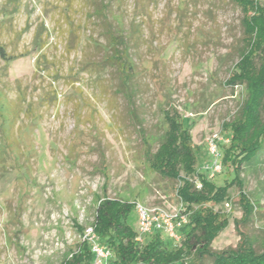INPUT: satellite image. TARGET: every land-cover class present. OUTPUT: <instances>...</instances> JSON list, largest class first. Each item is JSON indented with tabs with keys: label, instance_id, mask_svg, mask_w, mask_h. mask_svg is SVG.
Listing matches in <instances>:
<instances>
[{
	"label": "rangeland",
	"instance_id": "374dc122",
	"mask_svg": "<svg viewBox=\"0 0 264 264\" xmlns=\"http://www.w3.org/2000/svg\"><path fill=\"white\" fill-rule=\"evenodd\" d=\"M92 2L0 0V41L13 57L0 60V264H60L105 193L179 209L178 185L148 168L143 135L163 134V109L176 107L206 172L208 139L229 138L247 99L244 85L227 82L241 34V12L230 2L106 0L122 16L139 69L133 116L128 100L110 91L113 69L101 65L105 38ZM222 165L217 185L235 177ZM243 167V189L235 184L214 206L229 219L216 249L236 247L243 234L264 248V150ZM243 191L254 206L246 223Z\"/></svg>",
	"mask_w": 264,
	"mask_h": 264
},
{
	"label": "trees",
	"instance_id": "16d2710c",
	"mask_svg": "<svg viewBox=\"0 0 264 264\" xmlns=\"http://www.w3.org/2000/svg\"><path fill=\"white\" fill-rule=\"evenodd\" d=\"M226 1L241 12V34L237 41L240 58L227 82L232 86L244 85L248 92L238 119L231 124L229 142L220 144L222 160L233 166L235 177L227 184L217 185L202 168L199 170L198 151L190 128L176 107L163 109L167 128L155 139L153 134H144L142 144L148 168L170 186L178 185L176 193L188 215V222L178 229L182 244L175 245L177 242L162 231L151 233L154 236L146 243L137 241L138 232L132 224L136 203L105 193L98 201L92 225L100 243L112 250L108 264H264V248L258 251L248 234L242 235L236 247L213 246L229 224L228 217L214 206L226 202L235 184L243 189L240 173L244 164L264 150V1ZM92 3L105 38V43L98 44L103 51L101 65L113 69L108 78L110 91L114 96L122 94L129 102V112L136 116L132 104L139 69L128 43L130 36L117 19L122 16H116L106 0ZM12 58L0 41V60ZM197 181L202 183L201 188L197 187ZM241 205L246 223L251 220L254 206L244 191ZM93 260L90 245L80 241L60 264H93Z\"/></svg>",
	"mask_w": 264,
	"mask_h": 264
},
{
	"label": "built area",
	"instance_id": "2783aa9c",
	"mask_svg": "<svg viewBox=\"0 0 264 264\" xmlns=\"http://www.w3.org/2000/svg\"><path fill=\"white\" fill-rule=\"evenodd\" d=\"M228 142L229 138H223L219 133L213 134L208 139L207 145L211 160L205 165L204 170L210 178H214L222 171L220 144ZM197 187H202L200 181H197ZM184 211L182 206L179 209L170 210L161 205H146L136 202L138 214L137 241L143 242L145 236L155 231H162L175 242H180L181 235L178 229L188 222V215ZM80 238L82 242H87L90 245L94 255L93 264H108L112 257V250L100 243L93 225L85 226Z\"/></svg>",
	"mask_w": 264,
	"mask_h": 264
}]
</instances>
